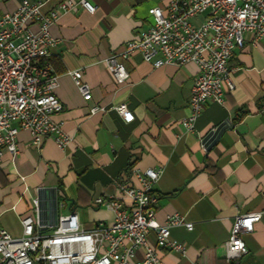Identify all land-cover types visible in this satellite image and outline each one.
<instances>
[{"label": "crops", "instance_id": "1", "mask_svg": "<svg viewBox=\"0 0 264 264\" xmlns=\"http://www.w3.org/2000/svg\"><path fill=\"white\" fill-rule=\"evenodd\" d=\"M22 1L0 0V14L13 12ZM28 1L43 3L42 11L48 12L64 0ZM92 3L94 13L77 7L50 27L59 43L48 63L64 107L53 119L72 141L64 149L51 138L36 146L29 131L18 133L17 155L12 159L5 153L0 164V230L21 237L20 220L30 214L33 197H39L44 219L73 211L84 229L110 224L112 212L93 206L94 200L118 197V184H129L130 166L158 167L157 222L178 214L193 225L191 231L170 230L171 239L186 246V256L158 249L162 264H264V41L253 44L244 36V48L229 63L234 89L225 91L222 104L208 102L186 131L180 122L189 113L196 65L153 68L134 53L125 62L128 80L119 86L105 64L149 26L148 10L160 0ZM73 71L81 72L90 100L83 99L69 75ZM121 105L132 121L114 109ZM93 107L99 110L91 114ZM220 124L225 129L207 149L203 139ZM60 191L65 208L57 212L53 199ZM247 213L261 218L252 232L240 236L246 254L227 262L225 244L234 217ZM147 238L155 245L152 232Z\"/></svg>", "mask_w": 264, "mask_h": 264}, {"label": "built area", "instance_id": "2", "mask_svg": "<svg viewBox=\"0 0 264 264\" xmlns=\"http://www.w3.org/2000/svg\"><path fill=\"white\" fill-rule=\"evenodd\" d=\"M160 2L148 10L152 19L149 26L109 55L105 64L119 86L128 80L125 62L134 53L153 68L196 65L189 113L180 122L184 130L191 131L208 102L222 104L225 91L234 89V69L229 63L234 53L244 48V36L253 44L264 41V0ZM42 6L23 0L13 12L0 14V164L5 153L12 159L17 155L21 130L30 132L36 146L44 138H51L59 149L72 141L53 119L64 107L54 93L57 78L48 63L59 43L50 34V27L60 15L77 7L92 14L96 6L92 0H64L48 12H43ZM69 75L83 99L90 100L81 72ZM114 109L126 122L133 120L123 105ZM98 110L93 107L90 113ZM161 173L158 167L130 166L129 184H118V197H98L93 202V206L112 212V222H97L90 229L81 226L73 211L44 219L39 197L31 198L30 214L20 220L21 237L13 238L0 230V264H162L158 249L185 257L186 246L171 239L170 230L181 226L191 231L192 223L178 214L168 216L163 223L156 220L158 196L153 186ZM53 200L55 211L65 208L62 198ZM260 218V213L234 217L225 244L227 262L246 254L240 236L252 232ZM150 232L155 245L148 241ZM137 251H142L141 258Z\"/></svg>", "mask_w": 264, "mask_h": 264}, {"label": "water", "instance_id": "3", "mask_svg": "<svg viewBox=\"0 0 264 264\" xmlns=\"http://www.w3.org/2000/svg\"><path fill=\"white\" fill-rule=\"evenodd\" d=\"M225 124H220L215 128V130L211 131L202 141L203 145L209 149L218 139L221 132L225 129Z\"/></svg>", "mask_w": 264, "mask_h": 264}, {"label": "trees", "instance_id": "4", "mask_svg": "<svg viewBox=\"0 0 264 264\" xmlns=\"http://www.w3.org/2000/svg\"><path fill=\"white\" fill-rule=\"evenodd\" d=\"M244 113H246V112H243L242 115H243ZM242 115H240V117H241ZM59 189H60V188H59ZM60 190H61V189H60ZM59 196H60L59 198H62V199H63V195H62L61 191H60V193H59ZM63 200H64V199H63Z\"/></svg>", "mask_w": 264, "mask_h": 264}]
</instances>
